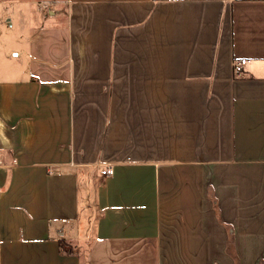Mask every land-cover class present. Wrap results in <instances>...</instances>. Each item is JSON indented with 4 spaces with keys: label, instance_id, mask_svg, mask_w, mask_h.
<instances>
[{
    "label": "crops",
    "instance_id": "1",
    "mask_svg": "<svg viewBox=\"0 0 264 264\" xmlns=\"http://www.w3.org/2000/svg\"><path fill=\"white\" fill-rule=\"evenodd\" d=\"M45 1L0 76V264H264V0Z\"/></svg>",
    "mask_w": 264,
    "mask_h": 264
},
{
    "label": "rangeland",
    "instance_id": "2",
    "mask_svg": "<svg viewBox=\"0 0 264 264\" xmlns=\"http://www.w3.org/2000/svg\"><path fill=\"white\" fill-rule=\"evenodd\" d=\"M51 9L45 0H0V66L5 69L4 73L0 71V76L8 79L25 76L15 70L29 68V43L39 26L53 21Z\"/></svg>",
    "mask_w": 264,
    "mask_h": 264
},
{
    "label": "built area",
    "instance_id": "3",
    "mask_svg": "<svg viewBox=\"0 0 264 264\" xmlns=\"http://www.w3.org/2000/svg\"><path fill=\"white\" fill-rule=\"evenodd\" d=\"M247 59H241L234 63V71L237 74H241L244 71L245 64L247 63ZM101 174L103 177H111L114 174V167L112 165H105L101 169Z\"/></svg>",
    "mask_w": 264,
    "mask_h": 264
},
{
    "label": "trees",
    "instance_id": "4",
    "mask_svg": "<svg viewBox=\"0 0 264 264\" xmlns=\"http://www.w3.org/2000/svg\"><path fill=\"white\" fill-rule=\"evenodd\" d=\"M60 250H61V252L67 253V254L73 252V250L71 249L70 244L64 239H62L60 241Z\"/></svg>",
    "mask_w": 264,
    "mask_h": 264
}]
</instances>
